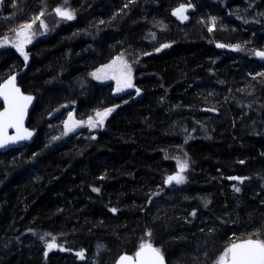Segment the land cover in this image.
I'll return each mask as SVG.
<instances>
[{"label":"trees","instance_id":"obj_1","mask_svg":"<svg viewBox=\"0 0 264 264\" xmlns=\"http://www.w3.org/2000/svg\"><path fill=\"white\" fill-rule=\"evenodd\" d=\"M31 15L47 30L27 60L0 49V84L24 70L36 97V137L0 153V264H113L145 241L213 264L264 239V0H4L0 39ZM117 56L134 76L120 96L91 77ZM68 110L87 125L66 137Z\"/></svg>","mask_w":264,"mask_h":264},{"label":"snow or ice","instance_id":"obj_2","mask_svg":"<svg viewBox=\"0 0 264 264\" xmlns=\"http://www.w3.org/2000/svg\"><path fill=\"white\" fill-rule=\"evenodd\" d=\"M185 8L181 6V8L177 9L174 13L181 17V19H186L187 17L183 15ZM58 15L67 20H72L74 17L70 12L62 11L61 9H56ZM31 24H27L23 26V29H30ZM18 36L24 35V32H18ZM17 50L21 52L22 55L25 56V60H27V55L23 51V43H19L15 45ZM222 46V45H221ZM164 47H167L165 45ZM257 55L264 57V52L257 53ZM97 79H100V76L96 73H93ZM114 78V77H113ZM9 84L12 85V88L9 89L7 85L3 88H0V97H3L6 107L2 112H0V147H3L5 144L9 142H15V140L27 139L31 136V133H26L25 135H17L15 138L9 137L7 135L8 128H16L17 132H20L22 127V122L24 118L25 111L27 109L28 104L31 103V96H23L20 94L18 88L14 86V78L12 81H9ZM118 88L117 91H121L122 88L120 85V80H117ZM125 87H131L130 82V70H129V79L125 82ZM112 110L109 109L105 113H97V115L101 118L100 123H103L104 117L107 116L109 112ZM93 127L96 125L93 123ZM68 130H72V126L66 125ZM186 164L180 165V173H182ZM180 173H177L175 176L168 177V183H172L175 181L177 184H181L184 182V176ZM239 189H237L238 191ZM115 211V210H113ZM55 245L53 243H49L47 247L52 249ZM137 256V264H164L163 257L160 254L158 249H154L151 245H141V249L136 254ZM121 264H133L132 258L130 257H121ZM219 264H264V242L258 240H248L241 244H233L231 248H229L222 257H220Z\"/></svg>","mask_w":264,"mask_h":264},{"label":"rangeland","instance_id":"obj_3","mask_svg":"<svg viewBox=\"0 0 264 264\" xmlns=\"http://www.w3.org/2000/svg\"><path fill=\"white\" fill-rule=\"evenodd\" d=\"M3 2H4V0H0V8H1V4ZM58 8L61 9L62 11L69 12L68 9H66V8H62V7H58ZM58 8H56V9H58ZM56 9H55V11H56ZM31 17L33 18L32 21H30L29 23L20 24L18 28L11 31V34L0 39V49L11 47L15 51L21 53L20 51L17 50V47L15 45L22 42L23 43V51L25 52L29 46H31L33 43H35L37 40H39L43 35L46 34L47 28H46V24L44 23V20L40 17H37L36 15H33V16L31 15ZM27 24H31L32 25L31 28L30 29H23V26L27 25ZM209 30L212 31V27L209 28ZM21 31L24 32V35L18 36L17 33L21 32ZM129 70H130V82H131L132 86L131 87H125L124 86L125 82L129 79ZM93 73L98 74L100 76V79H97L96 76L93 75ZM91 77L100 84H107L109 82L112 83V94L114 96L123 95L124 93H126V92H128L134 88V85H133V82H134L133 69L124 56H117V57L113 58L108 64L97 67L96 69H94L92 71ZM117 80H120L119 86L122 88L121 91H117V88H118ZM90 123H92V122H90ZM66 125L72 126V130L69 131L68 127H66ZM86 125H87V121H79L76 119V117L74 115V110H68L66 112V114L64 116V120L62 122L63 135L67 137L68 135H71V134H77ZM97 127L98 126L96 125L95 127H92V128H97ZM53 129H54V126H53ZM177 173H180V169L175 173L172 172L170 174L169 173L166 174L167 176H166L165 180H167L168 177H170V176H175ZM180 174L183 175V173H180ZM184 181H185V179H184ZM174 185H172L170 187H173ZM260 241L264 242V239H261ZM49 243L55 244L56 247L53 249H56L57 247H59L60 250L66 249V248H64V245L59 246V242L55 241V239H52L49 242H46L44 246L47 247V245ZM143 244L153 245L152 243H150L148 241H145ZM153 246H155V245H153ZM156 249H158V248H156ZM159 252L162 254V252L160 250H159ZM75 254L79 258L84 257V251H81V253L75 252ZM215 263H217V262H215Z\"/></svg>","mask_w":264,"mask_h":264},{"label":"water","instance_id":"obj_4","mask_svg":"<svg viewBox=\"0 0 264 264\" xmlns=\"http://www.w3.org/2000/svg\"><path fill=\"white\" fill-rule=\"evenodd\" d=\"M215 46L220 51H228V50H231L232 49V47L227 46V45H224V44H222L220 42H217L215 44ZM23 71L24 70H21L19 72H16V73H13V74L9 75L7 78H5L1 82L0 88H3L5 85H7L8 88L11 89L12 88V85L9 84V81H12L13 78H14V86H15V88H18L19 89L20 94L23 95V96H31L32 97V101H31L30 104H28L27 109L25 111L24 118H23V122H22V127L20 129V132L18 133L16 128H8L7 129V135L9 137L15 138L18 134L19 135H25L26 133H31V136L28 137L27 139L15 140V142H9V143L5 144L3 147H0V153L6 152V151H8L10 149H13V148H20V147H22L24 145H28L36 137V131L28 127L29 115H30L31 111L33 110V108L35 106L36 97L33 94H29V93L23 92L22 88L19 85V82L17 81V78L23 74ZM0 105H1L0 112H2L4 110V108L6 107L3 97H0ZM229 180L239 181V180H241V178H239L237 176H234V177H230ZM167 181H168V179L165 180V184H166L167 187H170V186H172V185L175 184V181H173L172 183H168ZM248 240H254V241L255 240H258V241H260L257 238L241 239V240H237V241L231 243L229 245L228 249L231 248V246L233 244H241V243H244V242H246ZM143 245H151V244H143ZM55 247L56 246H54L53 248H55ZM151 247L154 248V249H156L155 246H153V245H151ZM140 249H141V245L139 246V248L135 251V253L133 255H130V254H127V253L120 254L113 264H121V257H130V258H132L133 264H137V256H136V254H137V252L140 251ZM162 257H163L164 264H167L166 263V260H165V258H164L163 255H162ZM214 264H219V262L214 263Z\"/></svg>","mask_w":264,"mask_h":264},{"label":"flooded vegetation","instance_id":"obj_5","mask_svg":"<svg viewBox=\"0 0 264 264\" xmlns=\"http://www.w3.org/2000/svg\"><path fill=\"white\" fill-rule=\"evenodd\" d=\"M46 250H49V248H48V247H46Z\"/></svg>","mask_w":264,"mask_h":264}]
</instances>
